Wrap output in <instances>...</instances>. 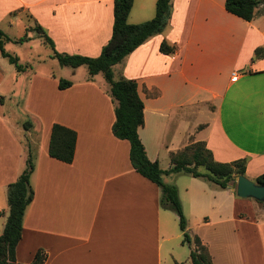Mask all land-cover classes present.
<instances>
[{"label": "crops", "instance_id": "1", "mask_svg": "<svg viewBox=\"0 0 264 264\" xmlns=\"http://www.w3.org/2000/svg\"><path fill=\"white\" fill-rule=\"evenodd\" d=\"M114 1L0 0V30L6 32L1 25L6 19L11 28L25 16L45 30L57 53L98 58L112 38ZM157 1L134 0L128 23L154 19ZM225 3L173 0L170 29L137 48L119 72L138 85L145 105L139 137L151 162L168 171L172 154L203 142L218 163L246 159L245 176L255 182L264 175V56L255 58L256 50L264 49V5L247 22L228 13ZM164 41L176 47L173 55L160 52ZM8 63L9 70L0 66V236L10 213L8 188L25 171L30 147L37 152L34 199L25 215L17 262L31 264L41 251L44 264H191L179 216L161 206V188L135 171L130 143L113 134L116 104L110 84H99L93 76L72 80L70 88L60 90L61 78L34 71L26 77L25 66L19 63L24 69L18 71ZM24 77L22 101L9 109L12 99L3 96V88L8 80L17 84ZM30 119L34 126L26 130ZM54 124L77 133L72 164L49 155ZM167 157L163 168L161 159ZM180 176L187 175L167 176L176 180L172 185L179 196ZM193 180V192L182 188L190 194L191 211L207 224L233 223L236 238L238 225L255 228L264 259V216L263 221L256 217L264 213V204L248 199L241 210L232 183L222 190ZM222 191L232 201L227 219ZM186 232L191 237L188 223Z\"/></svg>", "mask_w": 264, "mask_h": 264}, {"label": "trees", "instance_id": "2", "mask_svg": "<svg viewBox=\"0 0 264 264\" xmlns=\"http://www.w3.org/2000/svg\"><path fill=\"white\" fill-rule=\"evenodd\" d=\"M173 0H158L154 19L142 24H129L128 19L133 8L134 0L114 1V24L112 38L103 48L98 58L70 56L59 54L54 50L53 41L40 26L27 29L25 36L19 40H12L0 30V52L18 71L24 69L19 65L18 58L5 50L8 42L19 44L30 40L29 32H35L45 40V43L54 50L53 58L61 66L73 69L86 66L91 76L103 74L111 86V97L116 104L113 125L114 136L130 143V160L137 173L156 184L162 191L161 206L177 213L180 218V228L184 234V244L191 247V264H212V257L208 249L202 244L199 237L193 240L186 232L187 221L179 199L177 187L164 182L168 175L185 174L216 185L227 190L229 185L236 182L239 176L246 175L247 160L236 161L231 164H222L214 160L210 150L203 142L195 143L184 151L172 154L170 157L172 168L163 171L158 162H151L147 157L145 146L139 137V129L145 125V105L138 92V85L133 80L126 79L121 72L115 74L114 68H123L126 58L149 38L161 35L168 28L172 13ZM264 5V0H226L225 8L228 13L251 22L256 10ZM176 47L162 42L160 52L164 55H173ZM264 56V49L255 52V58ZM26 68V67H25ZM72 86L70 81L59 80V89L65 90ZM33 124L27 121L24 128L29 130ZM77 133L59 124H54L49 144V155L65 164H72L75 158ZM37 152L30 147L25 171L17 182L8 188L9 217L5 229L0 236V264H21L17 262V247L22 239L23 224L28 207L34 199V190L31 186V176L35 171ZM204 169V172L201 171ZM264 186V175L256 181ZM260 203V202H259ZM263 204V203H262ZM194 244V245H193ZM194 246V247H193ZM46 256L38 251L31 264H44Z\"/></svg>", "mask_w": 264, "mask_h": 264}, {"label": "rangeland", "instance_id": "3", "mask_svg": "<svg viewBox=\"0 0 264 264\" xmlns=\"http://www.w3.org/2000/svg\"><path fill=\"white\" fill-rule=\"evenodd\" d=\"M8 21H10V19H6L1 25H3V28L6 31L5 33H7V35L13 40H19L25 36V34L27 33L25 29L26 27H24L25 25H29L32 27H35V25H37L35 22L29 20V18L25 16H21V21L11 28L7 26ZM168 29L170 28H167L165 31H167ZM29 37L30 40L26 43L19 44L15 42H8L5 45L6 52L18 58L19 63L28 69L30 74L26 77H31L30 75H32V71L40 74H46L47 76H56L57 78H61L67 81L74 80L77 82H82L85 79L93 77L90 75L89 70L86 66H82L77 69L61 66L60 63L53 58L52 49L47 45V43H45V40L41 38V36H39L35 32H29ZM0 66L3 70H9L11 67L8 61L4 60L1 56ZM119 71V67L114 68V72L115 74H117V76ZM73 72H76L75 76H73ZM94 80L99 84H106L108 86V83L106 82V79L104 78L103 74H98L97 76H94ZM26 84L27 78L25 77L20 79L17 84H14L11 80H8V82L5 84L3 88L5 93L3 96H6L7 99L9 97L12 99L8 100L7 102L9 109H11L13 104L17 105V102L22 101L26 90ZM12 91H14V95H8L10 94L9 92H11L12 94ZM31 123L33 124V120H31ZM37 126H39V124H37ZM161 161L162 167L166 168L167 164H169L168 157L161 159ZM201 171L204 172V169H201ZM173 177L169 178L165 176L164 181L166 182V184H176V180H174ZM178 179V186L180 188L179 198L180 202L183 204L184 207V216L190 228L189 233L191 237H200L201 235V237L203 236L202 238L209 243L211 250V253H209L212 257L213 263L215 259L216 264H244L242 259L243 252L245 256L247 254V264H264L262 252L263 247L261 244L260 236L259 234H257V230L255 228L247 225H238L239 231L237 230V239L233 223L225 222L221 225L207 224L202 215L195 214L191 211L190 194L184 193L182 191V188H189L191 192L195 190V188L189 187V184L194 182L193 178L187 175L180 176ZM196 183L202 185V182L198 181ZM232 184L234 185V188H236L237 181ZM222 192V216L223 219H227L229 218V215H231L230 208L232 206V201L228 198L224 191ZM240 199L241 198H237L239 203V209H241V202L248 200ZM249 213L252 214L254 213V211H250ZM263 216L264 213L262 214L257 212L256 217L259 220L263 221ZM249 218L251 217H248L247 220H249ZM213 222L214 221H212V223Z\"/></svg>", "mask_w": 264, "mask_h": 264}, {"label": "water", "instance_id": "4", "mask_svg": "<svg viewBox=\"0 0 264 264\" xmlns=\"http://www.w3.org/2000/svg\"><path fill=\"white\" fill-rule=\"evenodd\" d=\"M235 192L238 198L253 199L264 204V186L251 181L246 176L237 178Z\"/></svg>", "mask_w": 264, "mask_h": 264}]
</instances>
